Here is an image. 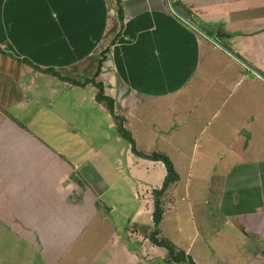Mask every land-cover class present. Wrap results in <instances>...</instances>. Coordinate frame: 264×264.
I'll list each match as a JSON object with an SVG mask.
<instances>
[{
	"label": "crops",
	"instance_id": "1",
	"mask_svg": "<svg viewBox=\"0 0 264 264\" xmlns=\"http://www.w3.org/2000/svg\"><path fill=\"white\" fill-rule=\"evenodd\" d=\"M119 1L121 22L115 0H0V230L12 231L21 242L32 240L46 257L44 250L60 247L65 235L69 239L74 235L80 216L74 210L81 209L65 196L68 190L77 191L81 199L87 194L73 174L75 171L67 166L65 154L61 153L64 150L50 148L32 135L19 121L17 110L23 108L36 82H44L42 89H78L82 97L87 96L83 91L89 89L93 102L94 87L60 81L17 59L80 81L81 76L93 75L100 53L108 48L98 77L107 96L115 99L122 95V101L137 100V105L153 100L157 108L182 107L179 101L189 98L196 102L193 117H206L207 125L217 119L216 132L207 133L200 152L204 167L200 184L203 189L205 182L207 189L200 207L193 199L184 205L189 202L185 192L190 193L192 187L187 178L199 160V149L195 144L185 149L177 143L187 141L188 135L183 133L170 140L163 138L169 141L165 146L168 150L159 151L171 160L179 180L169 191L172 207L163 213L160 234L167 226L170 233L166 238L201 264L205 256L193 254V237H183L177 219L183 212L191 215L190 211L198 209L199 218L210 222L228 204L234 225L248 227L243 234L252 236L254 242H263L264 0H185L186 9L197 21L213 29L210 36L220 33L226 39L222 42L216 38L218 44L197 30L196 22L182 23L172 5H164L162 0ZM214 103L216 106L210 107ZM129 122L127 129L135 140L137 121ZM213 158L217 168H213ZM66 169L70 172L66 173ZM215 172L218 173L213 176ZM89 186L91 192L87 191L85 202L98 205L97 191L90 183ZM89 194L94 200L90 203ZM135 216H141L138 207L128 219ZM127 225L128 220L125 232L129 236L132 228ZM205 229V235L213 233L212 228ZM135 230L139 235L140 228ZM44 236L58 237L57 243L45 245ZM126 238V243L116 238L110 261L117 252L127 255L126 248L145 253V246L138 244L140 239ZM150 246V252L157 248L151 243ZM130 253L136 260L135 252Z\"/></svg>",
	"mask_w": 264,
	"mask_h": 264
},
{
	"label": "rangeland",
	"instance_id": "2",
	"mask_svg": "<svg viewBox=\"0 0 264 264\" xmlns=\"http://www.w3.org/2000/svg\"><path fill=\"white\" fill-rule=\"evenodd\" d=\"M175 2L178 3L177 10L173 9L174 12H180L184 16L182 23L196 22L195 28L201 33L208 31L210 35L213 34L211 31L213 29L204 27L191 11L186 10L185 0H162L167 6ZM216 31H220L219 27ZM213 36L222 42L226 41L225 38H221L220 33ZM216 53L220 54L221 51ZM91 76H81V80ZM43 85L44 82H36V87L27 95V102L24 103L23 108L17 110L18 119L46 146L64 150L61 153L65 154L67 166L75 171L73 174L84 185L83 192L87 194H83L81 199L79 197L81 194H77V191L67 189L65 196L81 209V211L77 208L74 210V214L80 216L76 220L74 235L70 239L65 235L64 244L60 247L44 250L46 257L43 256L38 244L32 240L21 242L12 231L0 230V264H183L170 260L163 248L157 247L154 252L148 251V248H151L150 243L144 240L152 225V191L160 188L165 175L164 166L161 163L150 164L148 160L137 157L131 152L129 143L118 134L116 124L105 107L92 101L89 89L83 91L87 94V98L85 95L82 97L78 89L66 90L62 86L42 89ZM38 88L41 90L38 91ZM118 94L121 92L118 91ZM115 99H118L117 102ZM115 99H113L114 111L123 119V127L128 130L129 120L137 121L135 124L139 130L134 144L139 152L145 154L156 150L161 152L159 150L165 149L166 144L169 143L163 138L169 139L180 133L188 135L187 141L183 143L179 140L177 143L179 142L185 149H190L195 144V149L196 147L199 149L196 157L199 160H196L192 167L193 172L187 178L191 181L192 187L190 193L187 190L185 192L189 202H184V205L193 199L195 205L200 207L199 203L202 202L207 191L205 182L203 189L200 184L204 173L200 152L207 133H213L214 130L216 132L217 119L215 121L213 119L214 123L207 125L206 117L198 114L193 117L192 106L196 102H192L189 98L179 101L182 107H178L175 101L174 106L177 105L175 108L164 106L157 108L153 100L143 102L141 105H137V100L124 102L122 95ZM215 106L216 103L210 105V107ZM130 135L132 137L131 133ZM212 160L215 165L213 168H217L216 159ZM69 172L66 169V173ZM217 173H213V176ZM182 176L186 178L185 173H182ZM89 183L92 189L97 191L95 199L98 205L89 206L85 202L88 192H91ZM171 187L161 198L164 212L170 211L172 207V194L169 193ZM226 189L228 192L229 184H226ZM89 196L90 203L94 200L91 194ZM213 198L216 199L214 196ZM60 199L62 200L61 195ZM228 206L227 204V209L223 206L210 222L199 218L201 213L198 209L190 211L191 215L183 212L182 217H178L180 219H177V224L180 232L184 234L183 237L186 239L193 237L192 245L195 250L193 254L197 257L205 256L201 264H264V241L254 242L252 236H245L243 233L249 230L248 227L234 225L230 217L233 211L232 214H228L231 211ZM137 207L141 209V216L128 219L129 214ZM127 220V228H132L129 236L128 232H125ZM205 227L212 228L213 233L205 235ZM135 228H140L139 235ZM168 232L170 233V230L168 231L167 226L164 225L163 235L160 234V237H168ZM117 237L125 243L126 237L135 241L137 238L140 239L138 244L145 246V253H141L140 250L137 252L136 248H126L127 255L117 252L113 262L110 261L109 253L116 247ZM43 238L45 245L50 242L57 243L58 240V237L54 236ZM130 250L135 252L136 260L130 257Z\"/></svg>",
	"mask_w": 264,
	"mask_h": 264
},
{
	"label": "trees",
	"instance_id": "3",
	"mask_svg": "<svg viewBox=\"0 0 264 264\" xmlns=\"http://www.w3.org/2000/svg\"><path fill=\"white\" fill-rule=\"evenodd\" d=\"M117 5V16L119 21H122V9L120 5L119 0H115ZM178 3H172L173 8H177ZM177 10V9H176ZM187 10V9H186ZM188 12V11H187ZM175 14L180 17L184 18L182 14L179 12H175ZM181 14V15H180ZM182 18V19H183ZM205 33H208L207 31H203ZM210 35V34H209ZM118 36V35H117ZM115 40V39H114ZM114 40L111 41V45L114 44ZM228 50V49H227ZM108 52V48L104 49L99 56V59L97 60V65L95 68V71L91 77L84 78L81 81H76L73 79H68L60 76L59 73H57L53 69H44L41 70L39 67L33 65L30 61L26 59H17L18 62L27 64L28 66L32 67L34 70L41 71L44 74H49L51 76H54L58 78L60 81L69 82L70 84L74 86L79 87H85L86 85H91L95 89V95L94 100L96 103L101 104L105 107L107 113L113 118L116 128L118 131V134L126 139V141L130 145L131 152L136 155L137 157H140L145 160L153 161V162H160L165 169V175L162 179V183L159 189H155L152 191V213H151V221H152V228L150 232L147 234L146 239L153 244L154 246L163 248L166 251L167 256L170 260L176 262V263H183V264H196L192 258L185 255V253L181 250H179L170 240L167 238L160 237V230L159 225L162 219V215L164 213L163 204L161 202V198L163 194L175 183L178 182L179 176L177 172L174 169V166L171 162V160L168 158L167 155L160 152H151L150 154H145L142 152H139L135 148L134 140L131 137L129 131H127L123 127V119L118 117L115 114L114 111V101L111 97L107 96L104 93V87L102 82L98 79L102 63L105 60V55ZM0 53H3V51L0 50Z\"/></svg>",
	"mask_w": 264,
	"mask_h": 264
},
{
	"label": "flooded vegetation",
	"instance_id": "4",
	"mask_svg": "<svg viewBox=\"0 0 264 264\" xmlns=\"http://www.w3.org/2000/svg\"><path fill=\"white\" fill-rule=\"evenodd\" d=\"M204 34H205L206 37H208V38H213V39L217 42V44H218V40L215 39L214 36H210L209 33H204Z\"/></svg>",
	"mask_w": 264,
	"mask_h": 264
},
{
	"label": "water",
	"instance_id": "5",
	"mask_svg": "<svg viewBox=\"0 0 264 264\" xmlns=\"http://www.w3.org/2000/svg\"><path fill=\"white\" fill-rule=\"evenodd\" d=\"M216 35H218V34H216ZM209 39H210V41H212V42L217 44V42L213 38H209Z\"/></svg>",
	"mask_w": 264,
	"mask_h": 264
}]
</instances>
